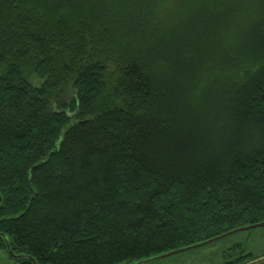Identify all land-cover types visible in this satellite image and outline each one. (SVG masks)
Segmentation results:
<instances>
[{"label": "trees", "instance_id": "1", "mask_svg": "<svg viewBox=\"0 0 264 264\" xmlns=\"http://www.w3.org/2000/svg\"><path fill=\"white\" fill-rule=\"evenodd\" d=\"M0 197L14 264L264 221V0H0Z\"/></svg>", "mask_w": 264, "mask_h": 264}, {"label": "rangeland", "instance_id": "2", "mask_svg": "<svg viewBox=\"0 0 264 264\" xmlns=\"http://www.w3.org/2000/svg\"><path fill=\"white\" fill-rule=\"evenodd\" d=\"M32 83L37 84L33 79ZM247 254L253 258V264H264V227L235 233L209 245L144 264H224ZM6 255L0 251V264H14Z\"/></svg>", "mask_w": 264, "mask_h": 264}, {"label": "water", "instance_id": "3", "mask_svg": "<svg viewBox=\"0 0 264 264\" xmlns=\"http://www.w3.org/2000/svg\"><path fill=\"white\" fill-rule=\"evenodd\" d=\"M1 201H2V198L0 197V204H1ZM260 227H264V221L258 222V223H255V224H250V225H246V226H242V227L236 228V229L231 230V231H229L227 233H224V234L219 235L217 237L211 238L209 240H206V241H203V242H200V243L191 245V246H187V247H184V248L175 249V250H172V251H169V252H165L163 254H160L158 256H154V257L149 258L147 260L139 261L138 264L149 263V262H152V261L157 260V259H163V258L172 256V255H176V254L183 253V252H186V251L194 250V249H197V248H200V247L209 245L211 243H214V242H216V241H218L220 239H223L225 237H228V236H230L232 234L239 233V232L246 231V230L256 229V228H260ZM0 235L4 238V235H2V234H0ZM5 241H6V244H7V252H8V255L13 260L16 261V260H19L21 258H27L30 261H32L33 264H36L35 260L32 257H30V256L14 254L12 252V250L10 249L8 240L6 238H5Z\"/></svg>", "mask_w": 264, "mask_h": 264}, {"label": "crops", "instance_id": "4", "mask_svg": "<svg viewBox=\"0 0 264 264\" xmlns=\"http://www.w3.org/2000/svg\"><path fill=\"white\" fill-rule=\"evenodd\" d=\"M264 257V256H263Z\"/></svg>", "mask_w": 264, "mask_h": 264}]
</instances>
